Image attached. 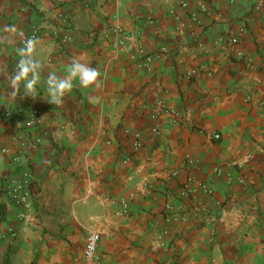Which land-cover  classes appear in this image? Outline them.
<instances>
[{
	"label": "crops",
	"instance_id": "1",
	"mask_svg": "<svg viewBox=\"0 0 264 264\" xmlns=\"http://www.w3.org/2000/svg\"><path fill=\"white\" fill-rule=\"evenodd\" d=\"M5 25L37 31L42 69L37 98H11L23 44L0 43V264H83L89 233L100 264H264V0H0ZM74 57L102 87L77 78L52 105L46 79ZM26 169L19 220L7 187ZM121 197L123 217L106 206Z\"/></svg>",
	"mask_w": 264,
	"mask_h": 264
},
{
	"label": "clouds",
	"instance_id": "2",
	"mask_svg": "<svg viewBox=\"0 0 264 264\" xmlns=\"http://www.w3.org/2000/svg\"><path fill=\"white\" fill-rule=\"evenodd\" d=\"M0 32L6 35H0V43L15 45L18 40L23 43V47L17 48V54L20 57L16 64L14 73L7 76L11 92L9 96L15 98L20 90L21 84L25 89V96L33 99L37 98V85L41 81L42 64L36 58V50L39 46V40L36 38H26L22 30L15 25H5ZM66 76H58L55 73H49L46 79V91L48 102L52 105H62L64 97L71 93L73 81L79 79L82 88L94 87L100 89L102 80L100 72L90 67L82 61V58L74 57L67 67Z\"/></svg>",
	"mask_w": 264,
	"mask_h": 264
},
{
	"label": "built area",
	"instance_id": "3",
	"mask_svg": "<svg viewBox=\"0 0 264 264\" xmlns=\"http://www.w3.org/2000/svg\"><path fill=\"white\" fill-rule=\"evenodd\" d=\"M228 1L232 3L234 0H228ZM182 6L185 7L186 5L183 4ZM147 20L151 23L150 17H148ZM111 31L114 36H118L120 38L116 42H113V47L116 49L122 48L124 46V41L121 38L122 31L117 26L113 27ZM27 38H37V31H33ZM62 41L70 42L71 38L66 36L63 38ZM154 58H155L154 55H141L138 59L139 67L147 71H150V66ZM259 109L261 113L264 115V102L260 103ZM30 113H31L30 119L27 122V127L38 126L42 121V113L36 109L31 110ZM157 115L158 113L157 111H155L150 116V130L154 136H159L161 134V129L157 122ZM18 138L22 139V136L19 135ZM218 138L219 136L216 135L215 139ZM141 148H142L141 137L139 134H134L132 136V143H131L132 153L139 151ZM2 152L5 153L6 150H3ZM129 159L130 158L128 157L126 161H128ZM32 179H33L32 173L28 169H26L21 173L20 179L12 180L7 187L8 195L11 198L12 202L16 206L21 208V211L18 213L19 220H24L27 216V213H29L32 210V202H31ZM200 188L207 195H212L213 193L212 190L207 185L202 184L200 185ZM185 191L188 192L190 190L185 189ZM106 206L115 207V214L119 217H123L128 214L129 203L125 197L110 198L106 202ZM0 220H1V215H0ZM11 236L15 237V233L11 232ZM99 240H100V235L97 233H89L86 236L84 248L82 252L83 264H100L99 257L97 255V247Z\"/></svg>",
	"mask_w": 264,
	"mask_h": 264
},
{
	"label": "trees",
	"instance_id": "4",
	"mask_svg": "<svg viewBox=\"0 0 264 264\" xmlns=\"http://www.w3.org/2000/svg\"><path fill=\"white\" fill-rule=\"evenodd\" d=\"M2 214H3V211L0 210L1 220L3 219V215H2ZM1 220H0V221H1Z\"/></svg>",
	"mask_w": 264,
	"mask_h": 264
}]
</instances>
